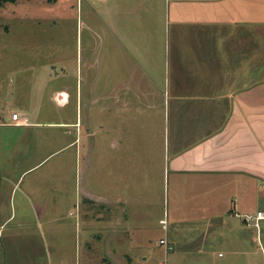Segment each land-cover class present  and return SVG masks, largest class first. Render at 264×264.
I'll return each instance as SVG.
<instances>
[{"label":"crops","instance_id":"0c3cea01","mask_svg":"<svg viewBox=\"0 0 264 264\" xmlns=\"http://www.w3.org/2000/svg\"><path fill=\"white\" fill-rule=\"evenodd\" d=\"M84 1L85 18L91 30L97 29L98 38L96 43L87 41L85 48L96 55L86 57L91 66L82 75L88 81L86 134L89 138L96 134L91 122L97 114L98 132L114 137L102 143L108 154L100 174L105 193L97 196L84 186L90 203L74 229L86 227L82 237L89 249L83 258L91 260L96 245L88 241H94L93 235L103 242L113 264L122 263L114 247L134 245L124 230L132 220L122 190H137L139 173L138 157L130 155L126 163L123 156L142 150L148 158L149 152L154 156L163 150L175 199L187 185L193 189L198 213H222L211 215L209 225L204 218L195 221L189 228L195 234L179 238L166 222L165 237L174 250L181 246L187 248L185 254L192 247L202 251L197 240L209 230L211 244L225 248L228 255L206 253L196 262L264 264V220L258 226L244 220L253 206L256 210L264 206V0ZM161 130L166 140L157 148L155 138ZM138 136H143L141 143ZM151 162L142 163V168ZM21 176L0 174L7 184L0 192V264H22V257L27 264H43L41 237L27 240L28 233L22 230L27 209L22 208ZM240 215L239 222L235 218ZM95 220L102 223L98 234L91 230ZM127 225L132 231L133 225ZM56 229L48 230L54 254L56 247L70 244L74 233L71 228ZM123 255L132 257L126 251Z\"/></svg>","mask_w":264,"mask_h":264},{"label":"rangeland","instance_id":"374dc122","mask_svg":"<svg viewBox=\"0 0 264 264\" xmlns=\"http://www.w3.org/2000/svg\"><path fill=\"white\" fill-rule=\"evenodd\" d=\"M85 11L84 0H16L4 2L0 8V134L4 151H0V174L18 177L22 173V208L27 209L22 214V230L28 233L27 240L41 237L45 247L43 264H113L103 242L93 235L94 241L88 242L96 245L92 248L94 253L90 261L84 259V251L89 249L82 237L86 227L78 224V231H74L75 222L90 203L85 199V184L97 196L106 191L100 174L108 154L102 143L105 138L114 137L98 132L97 114L91 122L96 134L91 138L86 134L88 81L82 75L85 76L91 66L86 57L93 59L96 55L86 52L85 48L87 41L90 44L98 38L97 29L91 30L85 18ZM156 121L164 124L163 120ZM163 131L155 138L157 148L166 140ZM142 137L138 136V143L142 142ZM123 138L127 140L129 136ZM162 151H156L154 156L149 152L148 158L142 150L126 151L128 155L123 156L126 163H130V155L133 159L138 157L139 173L137 190H122L130 212L127 217L132 220V224H127L133 225V232L129 227L126 229V223L124 230L129 232L126 233L128 241L134 245L114 247L123 257L121 264H209L198 263L196 258L206 253L216 256L218 251L227 256L225 248L211 244L207 238L209 230L204 232V238L197 240L204 247L202 251L189 248L186 254L193 256L189 260L186 247L177 246L174 251L165 253L160 238H164L166 232L160 219L166 220V225L174 229L172 233L179 238L194 235L189 228L201 218L207 219L209 225L212 214L202 215L196 211L194 197L191 198L193 189L187 185L180 192V198L175 199L177 195L167 175ZM110 152L115 153L112 149ZM147 160L153 165L142 168ZM125 180L124 176V186ZM2 181L0 192L7 185ZM33 206H42L48 212H36ZM91 206L100 209L97 202H91ZM255 210L253 206L252 212ZM242 217L235 219L240 222ZM91 226L98 234L102 223L95 220ZM59 227L68 231L71 228L74 233L70 244L56 247L58 254H54L48 230ZM124 251L132 257L124 256ZM144 256H149L147 262ZM26 262L22 257V264Z\"/></svg>","mask_w":264,"mask_h":264},{"label":"built area","instance_id":"2783aa9c","mask_svg":"<svg viewBox=\"0 0 264 264\" xmlns=\"http://www.w3.org/2000/svg\"><path fill=\"white\" fill-rule=\"evenodd\" d=\"M244 220L246 222L253 223L254 225L258 226L260 220H264V208H259L252 213H247L244 215ZM161 222L163 224L166 223V220L162 219ZM165 226V225H164ZM160 243L163 246L165 252H171L174 250V245L170 242L167 238H161Z\"/></svg>","mask_w":264,"mask_h":264},{"label":"trees","instance_id":"16d2710c","mask_svg":"<svg viewBox=\"0 0 264 264\" xmlns=\"http://www.w3.org/2000/svg\"><path fill=\"white\" fill-rule=\"evenodd\" d=\"M7 1L15 2L16 0H0V8L2 7L3 3ZM50 1H53V0H50Z\"/></svg>","mask_w":264,"mask_h":264}]
</instances>
